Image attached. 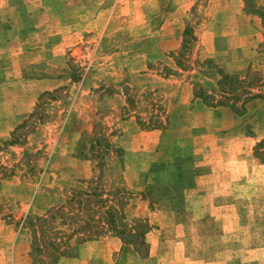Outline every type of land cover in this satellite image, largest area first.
Instances as JSON below:
<instances>
[{
    "label": "rangeland",
    "instance_id": "374dc122",
    "mask_svg": "<svg viewBox=\"0 0 264 264\" xmlns=\"http://www.w3.org/2000/svg\"><path fill=\"white\" fill-rule=\"evenodd\" d=\"M13 1L19 17L0 8V264H264L245 251L264 246V0ZM218 66L260 93L242 114L192 98V83L216 89ZM43 91L54 98L38 106ZM111 204L144 236L110 230Z\"/></svg>",
    "mask_w": 264,
    "mask_h": 264
},
{
    "label": "trees",
    "instance_id": "16d2710c",
    "mask_svg": "<svg viewBox=\"0 0 264 264\" xmlns=\"http://www.w3.org/2000/svg\"><path fill=\"white\" fill-rule=\"evenodd\" d=\"M248 1L249 0H245L246 3ZM248 12L260 13V10L258 7H252V9H250ZM262 16L264 19V13H262ZM182 34H183L182 44H181L180 49L177 51V55H176L177 62H178L176 64L178 66L179 64L183 65L182 58L185 54V51L189 48L190 43L196 40V35L194 34L193 26L189 24V22L186 23ZM216 70H217L218 78L216 81L217 87L215 90H207L206 88H203L199 83H193L194 98H200L206 106H212V107L226 106V107H229L234 113L242 114L246 109V104L250 100L254 99L255 97L261 96L260 93L252 92L251 91L252 86L250 85V83H245L244 79L241 78L239 74L235 72L226 71L222 69L220 66H218ZM216 93L218 94V97H216L217 95ZM47 97L50 99H53L54 95L52 94V92H49V91L41 92L40 95L38 96V100L42 99V101H38V106L41 103H44V99ZM33 113L34 112H32L31 114ZM156 124L161 125V123H154L149 127V129L158 128L156 127L157 126ZM14 131L15 129L12 131V134H11L12 138L5 139L4 142L6 145H12V144L17 143V140L13 138ZM263 144H264V139L260 140L256 144V148L261 147ZM147 191L149 192V188L147 189ZM101 201L105 203V200H101ZM57 212H59L58 207H50L46 212L47 213L46 216L45 215L35 216L34 219H32V217L30 216H26L25 220L27 219V222L24 220L23 225L26 223V224H30L32 228L33 227L37 228L41 226L43 222H48L47 220L48 217L53 219L55 213ZM104 214H105L104 222L109 226L110 230L120 235V237L123 236L122 233L125 232L126 229L128 230V234H131V236L135 235L138 237L139 236L143 237L146 231L148 230V228L146 227L147 225L143 223L139 224L140 226L144 227L141 230L135 229L133 226H130L129 228H127L125 225V222H123V218L121 217L119 208H117L113 204L107 205V208L104 210ZM133 229H134V233H131ZM74 234H76V232ZM79 236H80V233H79ZM85 239H91V236L85 235L84 232H81L80 240H85ZM31 243H32L31 252L33 254H36L35 257L34 256L32 257H33V260L37 262L41 254H40L38 240L35 236L33 237ZM47 244H49L52 247L53 249L52 251L56 255L63 256L68 253L66 249L61 250L60 243L56 242L55 240H51L50 242H47Z\"/></svg>",
    "mask_w": 264,
    "mask_h": 264
},
{
    "label": "crops",
    "instance_id": "0c3cea01",
    "mask_svg": "<svg viewBox=\"0 0 264 264\" xmlns=\"http://www.w3.org/2000/svg\"><path fill=\"white\" fill-rule=\"evenodd\" d=\"M1 1V0H0ZM3 1V0H2ZM6 6V7H9L10 8V10H12V11H14V12H16V14L18 15V17H19V13H21L22 12V10H23V7H22V3H20L19 1H13V0H4V2L3 3H0V8L2 7V6ZM24 15H27L26 13H25V11H24ZM23 15V16H24ZM22 16V17H23ZM9 17V16H8ZM8 17H6L5 19H3V18H1V20H3V23H2V25L3 26H14V25H16V19H19L18 17L17 18H13V17H10V19L8 18ZM21 18V17H20ZM26 20V19H25ZM10 39V37L9 36H7L6 35V38H2V39H0V42L1 41H6L7 39ZM27 38H23L22 39V37L19 39V41H21L20 43H24L25 42V40H26ZM14 40H15V38H14ZM236 73V72H235ZM191 85V88H190V91H191V96H192V98H194V96H193V83L192 84H190ZM196 99H200V98H196ZM222 107H224V106H222ZM146 131H148V133H153V132H155L156 131V128L155 129H150V130H146ZM199 184V183H198ZM198 190V187L196 188V191ZM264 250V246H255V247H252V248H248L247 250H245L246 252H247V254H254V253H257V252H259V251H263ZM150 255H151V253H150ZM184 261H186V262H192V260L190 259V258H186V257H184V258H182ZM245 260L247 261V260H250V261H252V260H260V258L259 257H247V258H245ZM196 264H199L200 262L202 263L203 262V260H195L194 261ZM206 263H208V262H206Z\"/></svg>",
    "mask_w": 264,
    "mask_h": 264
}]
</instances>
